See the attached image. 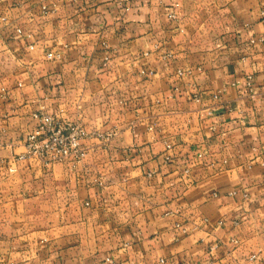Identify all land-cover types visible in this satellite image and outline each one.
<instances>
[{"label":"crops","instance_id":"crops-1","mask_svg":"<svg viewBox=\"0 0 264 264\" xmlns=\"http://www.w3.org/2000/svg\"><path fill=\"white\" fill-rule=\"evenodd\" d=\"M262 11L0 0V264H264ZM39 107L102 136L15 160Z\"/></svg>","mask_w":264,"mask_h":264},{"label":"built area","instance_id":"built-area-1","mask_svg":"<svg viewBox=\"0 0 264 264\" xmlns=\"http://www.w3.org/2000/svg\"><path fill=\"white\" fill-rule=\"evenodd\" d=\"M116 6L128 10L132 0H111ZM179 5L178 1L173 2V7ZM46 10V7H42ZM264 14V11H262ZM168 15L175 16V11L172 9ZM17 32L21 29L16 28ZM29 47H33L30 44ZM46 56L51 58L52 53L47 52ZM144 71V70H142ZM20 85L21 83L18 82ZM247 86H251V80L248 78L245 81ZM196 99H199L196 97ZM63 109L60 108L58 113H54L43 109L42 107L35 108L31 111V117L35 121L33 128L26 134L23 139L24 150L14 155V159H24L29 157H37L43 165H50L56 161L72 159L78 162L85 157L88 151V145L84 142L86 138L91 136H102V133L88 129L85 124L77 119H70L62 115ZM114 132L106 133L103 137L109 138ZM167 146H170L169 144ZM169 158V155L166 156ZM178 225V224H177ZM107 264H117L111 256L105 257ZM164 261L163 258L160 259ZM183 264V263H182Z\"/></svg>","mask_w":264,"mask_h":264}]
</instances>
